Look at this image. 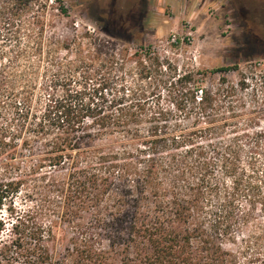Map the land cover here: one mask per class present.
I'll use <instances>...</instances> for the list:
<instances>
[{
	"label": "trees",
	"instance_id": "obj_1",
	"mask_svg": "<svg viewBox=\"0 0 264 264\" xmlns=\"http://www.w3.org/2000/svg\"><path fill=\"white\" fill-rule=\"evenodd\" d=\"M48 1L0 0V109L18 127L0 126V205L28 202L0 219V264H264V224L243 250L226 245L242 226L240 202L264 193V131L242 130L235 102L214 103L217 92L199 84L185 86L171 124L147 135L132 88L108 98L111 75L88 98L72 87L57 93L63 85L44 77L46 101L33 106L46 47L78 55L85 44V35L48 34ZM90 36L88 50L114 67L110 41Z\"/></svg>",
	"mask_w": 264,
	"mask_h": 264
},
{
	"label": "rangeland",
	"instance_id": "obj_2",
	"mask_svg": "<svg viewBox=\"0 0 264 264\" xmlns=\"http://www.w3.org/2000/svg\"><path fill=\"white\" fill-rule=\"evenodd\" d=\"M231 1L233 6H171L167 0H49L47 6L52 7L47 11L48 34L54 32L66 40L75 33L85 35V44L78 55L73 49L52 51L46 47L33 106L39 107V100L42 104L46 101V78L63 85L58 86L57 93H62L63 87H72L88 98L111 75L114 91L108 98L123 84L132 88L133 100L141 101L143 107L138 110V128L147 135L149 128L164 124L166 118L171 124L178 112L173 104L184 101L185 86L199 84L217 92L214 103L235 102L237 116L233 122L242 130L251 123L257 125L253 132L264 131V6H258L261 1L253 0L256 6H237V0ZM61 5L67 7L66 16L56 9ZM107 26L123 38L110 36L105 31ZM121 28L124 31L120 32ZM188 32H192L191 41L168 43L173 34L185 37ZM90 35L97 42L110 41L104 50L115 49L119 61L114 67L99 59L106 57L104 53L99 51V57H94L96 51L88 50ZM79 59L80 62H73ZM189 73L195 75L197 83L191 85L187 81ZM233 85V96L225 98L223 90ZM50 91L54 92L52 88ZM230 115L233 114L227 116ZM13 118V111L0 109V126L8 124L16 130ZM248 155L251 153L245 147V165ZM255 192L240 202L242 226L234 229L230 236L233 240L226 244L228 248L243 250L246 241L258 235L264 224V193ZM26 204L23 195L16 197L15 203L8 198L0 205V219L10 216L11 206L22 208Z\"/></svg>",
	"mask_w": 264,
	"mask_h": 264
},
{
	"label": "crops",
	"instance_id": "obj_3",
	"mask_svg": "<svg viewBox=\"0 0 264 264\" xmlns=\"http://www.w3.org/2000/svg\"><path fill=\"white\" fill-rule=\"evenodd\" d=\"M171 2V6H233L231 0H167ZM258 6H264V0ZM237 6H256L253 0H237ZM235 4V3H234ZM235 6V5H234Z\"/></svg>",
	"mask_w": 264,
	"mask_h": 264
},
{
	"label": "built area",
	"instance_id": "obj_4",
	"mask_svg": "<svg viewBox=\"0 0 264 264\" xmlns=\"http://www.w3.org/2000/svg\"><path fill=\"white\" fill-rule=\"evenodd\" d=\"M192 32H188L187 36H178L177 34H173L171 38L168 40L169 44H181L184 43L185 40L191 41Z\"/></svg>",
	"mask_w": 264,
	"mask_h": 264
}]
</instances>
